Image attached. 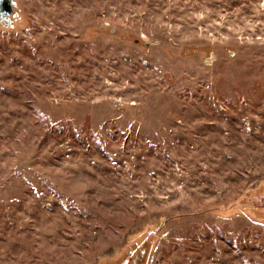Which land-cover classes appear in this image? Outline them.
Returning <instances> with one entry per match:
<instances>
[{
    "label": "rangeland",
    "instance_id": "374dc122",
    "mask_svg": "<svg viewBox=\"0 0 264 264\" xmlns=\"http://www.w3.org/2000/svg\"><path fill=\"white\" fill-rule=\"evenodd\" d=\"M15 1L0 264H264V0Z\"/></svg>",
    "mask_w": 264,
    "mask_h": 264
},
{
    "label": "water",
    "instance_id": "95a60500",
    "mask_svg": "<svg viewBox=\"0 0 264 264\" xmlns=\"http://www.w3.org/2000/svg\"><path fill=\"white\" fill-rule=\"evenodd\" d=\"M15 3L16 2L14 0H0V24L2 26H7V23L3 20L8 19L10 16H13L14 13L13 6L15 5ZM16 23L24 26L27 30H29L31 26L37 25V23L31 19H27L26 21H24V19H21L20 21H16ZM11 24L12 25L14 24V20L11 21ZM136 42H138V40H136ZM142 44L145 46L146 51L148 52L150 50V47L159 44V41L158 40H153L150 42L144 41L142 42ZM215 59L216 57L214 54V50L209 49L208 57H206L203 60V63L205 65H210Z\"/></svg>",
    "mask_w": 264,
    "mask_h": 264
},
{
    "label": "flooded vegetation",
    "instance_id": "af4514ba",
    "mask_svg": "<svg viewBox=\"0 0 264 264\" xmlns=\"http://www.w3.org/2000/svg\"><path fill=\"white\" fill-rule=\"evenodd\" d=\"M15 1V0H14ZM16 2V1H15ZM14 8V13H13V16H10L8 19H5L3 21L5 22H8V24L12 25L11 24V21L14 20V24L16 23V21H20L22 19V17L20 16V13H19V7L17 6V2L15 3V5L13 6ZM18 24V23H17Z\"/></svg>",
    "mask_w": 264,
    "mask_h": 264
},
{
    "label": "trees",
    "instance_id": "16d2710c",
    "mask_svg": "<svg viewBox=\"0 0 264 264\" xmlns=\"http://www.w3.org/2000/svg\"><path fill=\"white\" fill-rule=\"evenodd\" d=\"M138 246H140V244Z\"/></svg>",
    "mask_w": 264,
    "mask_h": 264
}]
</instances>
